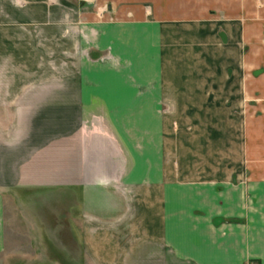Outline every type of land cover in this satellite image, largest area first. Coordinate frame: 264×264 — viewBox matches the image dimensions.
I'll list each match as a JSON object with an SVG mask.
<instances>
[{
    "label": "crops",
    "instance_id": "crops-1",
    "mask_svg": "<svg viewBox=\"0 0 264 264\" xmlns=\"http://www.w3.org/2000/svg\"><path fill=\"white\" fill-rule=\"evenodd\" d=\"M96 1L102 5L113 4V10L103 15L104 20L91 24L96 29L91 51L101 52L99 61L92 63L99 75H92L91 67H87L84 76L78 77L89 78L86 82L92 87L85 83L75 97H70L72 101L61 104L60 129L55 130L47 124L38 125L34 119L28 126L19 123L14 127V140L7 142V96L5 90H0V264H7V188L34 189L46 195L52 194L53 189L62 195L73 191L75 195L83 196L80 215L83 226H86V220L97 228L125 225L127 194L133 187L135 173V161L127 147L135 145L134 132L136 135L146 132L141 135L144 141L154 138V132L160 137L166 130L167 111L161 108V104L170 97L165 87L170 79L164 69L169 59H175L177 55L179 63L184 49L195 54L194 65L197 64V54L205 50L213 56L212 52L217 50H236L237 58L242 47L250 44L253 45V60L252 56L247 60L244 54L232 64L244 74L248 66L262 65L264 0ZM217 27L226 30L229 45L223 46L216 38ZM1 30L2 26L0 34ZM0 50L5 49L0 45ZM210 54L204 59L213 75L214 57ZM83 65L89 63L83 62ZM211 75L201 77L212 83ZM224 78L229 80L228 73ZM233 80L241 82L238 75H233ZM150 145L143 143V146ZM259 157L261 160L255 159L259 165L254 166L249 174L245 171L239 173V176L244 174L245 178L248 175L252 179L248 189L234 187L233 190L238 189L237 197L232 198L229 187L224 185L221 188L206 186V183L201 189L208 193L199 192L200 188L194 184L182 181L177 171L172 177L175 180L179 177L180 181H173L169 187L164 184L170 180V175L163 171H157V175L154 171L143 172L142 178L147 182L141 188V194L148 195L144 200V214L149 222L164 227L165 211L171 204L174 210L185 207L197 212L201 208L204 213H192L188 222L192 233H176L167 240L161 229V234L144 240L145 245L136 256L126 251L127 243L123 246L124 241H132L127 239L129 234L112 236L99 232L83 235V250L78 251L77 261H71L75 257H71L67 246L71 237L69 206L64 199L60 204L46 202L36 210L39 209L43 216L46 225L41 221L40 225L48 228L45 232L53 246L51 250L42 251L37 258L48 259L45 264H264V175L261 171L264 166L260 165L264 163V156ZM242 160H246V153ZM8 180H12L13 185ZM90 194H99L100 202ZM183 195L189 197L187 202L183 203ZM194 195L197 196L195 199ZM233 205L237 206L238 221L222 225V233L214 236V223L218 224L216 228L222 223L221 218H214V215L227 214L226 211L235 209ZM73 241L77 245L81 243ZM93 241L100 244L102 252L96 251ZM18 253L23 252H15ZM137 256L140 258L138 262L135 260Z\"/></svg>",
    "mask_w": 264,
    "mask_h": 264
},
{
    "label": "rangeland",
    "instance_id": "rangeland-1",
    "mask_svg": "<svg viewBox=\"0 0 264 264\" xmlns=\"http://www.w3.org/2000/svg\"><path fill=\"white\" fill-rule=\"evenodd\" d=\"M133 1L135 3L139 0ZM111 10L112 3L102 5L96 0H0L2 26L0 45L5 49L0 50L4 52H0V90H5L7 96V142L14 140V127L16 128L19 123L23 125L26 123L28 126L34 119L38 125L47 124L55 130L60 129L61 104L72 101L70 97H75L85 83L86 86L92 87L90 82H86L89 78L85 80L78 77L84 76L87 67H91L92 75H99V72L94 71L97 67L92 63L99 61L101 52L91 51L96 32L91 24L104 20L103 15ZM220 28L217 27L219 33L216 38L223 46H227L229 45L227 32ZM262 42L264 44V38ZM252 48L253 45L245 44L237 58L245 54L248 60L253 54ZM210 53L205 50L202 54H197L195 58L197 64L194 65L195 54L184 49L179 63L176 55V58L169 59L168 65L164 67L167 78L170 79L165 83L170 97L161 104V108L167 111L166 130L160 137L158 132H154V138L144 141L141 135L146 132H139L138 135L134 132L135 145L127 147L135 161V173L132 174L134 176L132 181L135 184L132 183L133 187L127 194L125 225H120V228H97L86 220V226H83L80 216L83 211L81 204L83 196L77 193L75 195L73 191L62 195L60 191L53 189L52 194L46 195L43 191L36 192L34 189L20 191L7 188L5 207L7 264L48 263L49 260L46 258H37L42 251L51 250L53 246L45 232L48 228L40 225V221L46 225L43 216L39 209L36 210L46 202L54 201L60 204L64 199L63 202L68 204L71 237L67 246L71 257H75L71 261H77L78 251L83 250L81 242L83 235L99 232L112 236L129 234L127 239L132 241H124L123 246L127 243L126 251L136 256L142 251L144 240L148 236L161 234V229L167 240L168 236L176 233L182 235L192 233L189 231L188 222L193 217L192 213L193 215L204 213L201 208L197 209V212H191L185 207L182 210H174L171 204L169 210L167 207L165 211L164 227L149 222L144 214V200L148 195L141 194V188L147 182L142 178L143 172L154 171L157 175L159 174L157 171H163L170 175L169 181L162 180L165 181L166 187L173 181H180L179 177L176 180L172 177L177 174L175 171L182 181L200 188L199 192H207L201 189L206 183H208L206 186L218 185L221 188H223L221 185L228 186L231 198L237 197L238 189L233 190L234 187L248 189L252 179L248 175L245 178L244 174L239 176V173L245 171L249 174L254 166L259 165L257 163L259 161H256L261 160L259 156H264V51L260 53L262 65L248 66L245 68V74L240 70L238 72L237 67L232 64L233 60L237 59L236 50L232 52H226L225 49L217 50L212 52L214 56ZM206 54L214 57L213 75L206 66L207 62L204 59ZM108 58L109 53L106 59ZM250 58L253 60V56ZM81 60L88 62L89 65L84 66ZM227 73L229 80L224 78ZM206 74L213 76L214 82L202 79ZM106 75L109 76L108 73ZM233 75H238L241 82L234 81ZM206 92L210 95L207 96ZM14 111L16 115L13 114ZM143 143L155 146H143ZM245 153L244 161L242 158ZM252 153L255 156H251ZM260 165L264 166V163ZM261 171L264 175V168ZM8 183L13 185L14 182L8 180ZM20 192L22 194H19ZM92 196L100 202L99 194ZM197 196L200 199L201 195ZM197 196L194 195V199ZM186 198L189 197L183 195V203L188 201ZM234 201L236 203V200ZM217 207L215 205V208ZM234 207L235 209L226 211L228 215H214V218L219 220L221 218L222 222L218 228H216L218 224L214 223V236L222 233L224 228H221L222 225L238 221L237 206ZM88 214L87 212L86 215ZM73 240H79L80 245ZM92 245L97 252H102L99 243L93 241ZM13 254L27 257L18 258ZM137 259L140 260L138 256L135 257V260Z\"/></svg>",
    "mask_w": 264,
    "mask_h": 264
}]
</instances>
